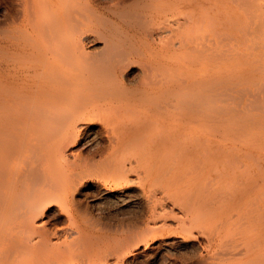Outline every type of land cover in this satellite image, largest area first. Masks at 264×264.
Instances as JSON below:
<instances>
[{"label": "bare ground", "instance_id": "obj_1", "mask_svg": "<svg viewBox=\"0 0 264 264\" xmlns=\"http://www.w3.org/2000/svg\"><path fill=\"white\" fill-rule=\"evenodd\" d=\"M99 2L0 0V264H264L260 134L185 75L230 0Z\"/></svg>", "mask_w": 264, "mask_h": 264}, {"label": "rangeland", "instance_id": "obj_2", "mask_svg": "<svg viewBox=\"0 0 264 264\" xmlns=\"http://www.w3.org/2000/svg\"><path fill=\"white\" fill-rule=\"evenodd\" d=\"M114 1L100 0L99 5H110ZM230 18L232 42L229 51L215 62L186 66V80L193 83L194 77L205 71L213 81L223 80L218 89L228 93L226 101L231 107L230 116L254 121V127L247 129V134L254 137V133L258 132L260 140L257 142L254 138L248 144L250 148L257 146L264 152V0H230ZM99 44L94 40L88 47L92 49V45ZM80 146V143L76 144L74 150H79ZM163 239L169 238L165 236ZM167 249L162 247L166 254ZM193 249L183 246L177 250L191 253ZM164 257L160 261L166 263L168 259ZM106 258L101 264H139L138 260H142L140 256L127 259V256L117 254H108Z\"/></svg>", "mask_w": 264, "mask_h": 264}]
</instances>
